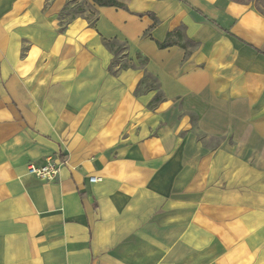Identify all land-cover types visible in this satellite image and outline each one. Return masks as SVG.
Wrapping results in <instances>:
<instances>
[{
    "label": "crops",
    "instance_id": "0c3cea01",
    "mask_svg": "<svg viewBox=\"0 0 264 264\" xmlns=\"http://www.w3.org/2000/svg\"><path fill=\"white\" fill-rule=\"evenodd\" d=\"M119 1L0 0V264H264V11Z\"/></svg>",
    "mask_w": 264,
    "mask_h": 264
},
{
    "label": "trees",
    "instance_id": "16d2710c",
    "mask_svg": "<svg viewBox=\"0 0 264 264\" xmlns=\"http://www.w3.org/2000/svg\"><path fill=\"white\" fill-rule=\"evenodd\" d=\"M73 0H68L65 7L62 9L60 13V17L64 19L65 16H68L69 19H72L76 16L85 15L84 12L86 11L85 5H87L90 9L89 15H86V17L90 20L91 24H94L96 20L98 19V13L96 11L97 6H115L118 8H124L126 9L127 6L120 2L119 0H81L75 2L74 6L72 8H69L71 2ZM236 2L240 3H248L251 1H255L256 5H258L263 11H264V0H234ZM68 19V20H69ZM180 43L185 48H188V45H195L193 41L186 39V34L184 31V27H180L176 29L175 31L169 32L167 34L166 40L161 42L159 45L160 47H167L174 43ZM105 45L109 48V50L113 53L114 59L112 61L111 70L113 71L114 66L120 65V68H126L129 67L130 64L128 61H124V58L126 57V51L128 48V45L125 42H120L117 39H104ZM147 61L146 58L141 57L140 62L141 64H145ZM151 76H146V79L150 78ZM158 96L156 97V101L158 100Z\"/></svg>",
    "mask_w": 264,
    "mask_h": 264
},
{
    "label": "built area",
    "instance_id": "2783aa9c",
    "mask_svg": "<svg viewBox=\"0 0 264 264\" xmlns=\"http://www.w3.org/2000/svg\"><path fill=\"white\" fill-rule=\"evenodd\" d=\"M65 159V157H63V160L59 157L54 159H47L46 162L41 164L31 162L28 164V172L36 176L41 181H54L59 175L60 166L65 162ZM96 180V176H90V181Z\"/></svg>",
    "mask_w": 264,
    "mask_h": 264
},
{
    "label": "rangeland",
    "instance_id": "374dc122",
    "mask_svg": "<svg viewBox=\"0 0 264 264\" xmlns=\"http://www.w3.org/2000/svg\"><path fill=\"white\" fill-rule=\"evenodd\" d=\"M79 2V1H81V0H73L72 2H71V4H70V6H69V8H72L73 6H74V4H75V2ZM85 8H86V11L84 12V14H86V15H89V7L87 6V5H85ZM64 18H67L68 19V16H65Z\"/></svg>",
    "mask_w": 264,
    "mask_h": 264
}]
</instances>
